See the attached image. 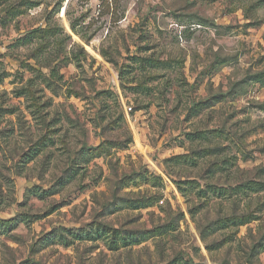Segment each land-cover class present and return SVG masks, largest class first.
<instances>
[{
    "label": "rangeland",
    "instance_id": "obj_1",
    "mask_svg": "<svg viewBox=\"0 0 264 264\" xmlns=\"http://www.w3.org/2000/svg\"><path fill=\"white\" fill-rule=\"evenodd\" d=\"M0 264H264V0H0Z\"/></svg>",
    "mask_w": 264,
    "mask_h": 264
}]
</instances>
